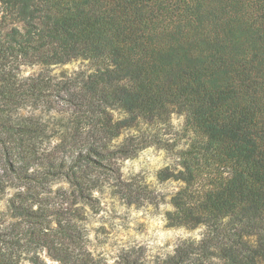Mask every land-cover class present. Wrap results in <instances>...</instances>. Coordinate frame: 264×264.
Returning <instances> with one entry per match:
<instances>
[{"label": "trees", "instance_id": "obj_1", "mask_svg": "<svg viewBox=\"0 0 264 264\" xmlns=\"http://www.w3.org/2000/svg\"><path fill=\"white\" fill-rule=\"evenodd\" d=\"M0 264H108L88 249L89 212L109 189L154 203L119 158L160 143L116 142L139 121L184 117L192 137L170 227H204L153 264H264V0H0ZM73 60L89 74L51 75ZM39 67L22 75L23 67ZM40 105L43 108H39ZM40 109L37 119L18 112ZM125 117L114 119L113 110ZM58 128L45 152L42 112ZM152 142V144H151ZM67 188L55 191L52 180ZM129 248L112 264H144ZM215 259V261L213 260Z\"/></svg>", "mask_w": 264, "mask_h": 264}, {"label": "rangeland", "instance_id": "obj_2", "mask_svg": "<svg viewBox=\"0 0 264 264\" xmlns=\"http://www.w3.org/2000/svg\"><path fill=\"white\" fill-rule=\"evenodd\" d=\"M7 27L0 25V32H5ZM39 67H23L22 75L28 76L37 73ZM94 67L84 60H73L66 65L51 69V75L70 76L76 73L89 74ZM32 107L18 112L21 118L34 117L40 115V109L34 112ZM39 108H43L40 105ZM114 119H122L124 113L113 110ZM51 115L42 112L41 123L46 128L42 137L45 152L55 151L57 144L58 128L56 122L51 119ZM144 137L147 141L155 140L160 142L151 144L140 150L130 158H119L118 165L124 179L136 178L143 185H146L154 195V203H144L140 205L126 204L116 195H111L110 190H105L100 196L98 208L89 212L87 222L88 229V249L94 256L103 258L108 264H112L119 254L129 248H141L144 264H153L157 260L165 259L172 255L178 244L185 240L196 241L202 239L205 228L198 227L189 229L183 226L170 227L167 224V213L174 210L170 200L180 189L181 183L173 179L160 181L159 173L168 170L176 173L180 168V151L187 148L192 133L185 127L184 117L172 115L167 125L148 124L139 121L131 128L124 130L117 138L116 142L123 141L129 137ZM52 180V179H51ZM48 187L55 191L58 188H67L64 181L52 180ZM10 193L5 191L0 194V216L8 220L6 213L7 200ZM41 258L44 264H60L46 252H42ZM215 261V259H213ZM216 262V261H215ZM20 264H32L23 261Z\"/></svg>", "mask_w": 264, "mask_h": 264}]
</instances>
